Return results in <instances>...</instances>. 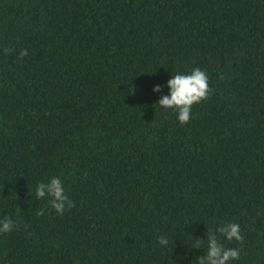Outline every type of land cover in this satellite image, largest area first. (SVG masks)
<instances>
[{"label":"trees","instance_id":"16d2710c","mask_svg":"<svg viewBox=\"0 0 264 264\" xmlns=\"http://www.w3.org/2000/svg\"><path fill=\"white\" fill-rule=\"evenodd\" d=\"M197 67L214 91L181 125L156 103ZM5 218L0 264H201L229 222L230 264H264V0H0Z\"/></svg>","mask_w":264,"mask_h":264},{"label":"clouds","instance_id":"9594fccd","mask_svg":"<svg viewBox=\"0 0 264 264\" xmlns=\"http://www.w3.org/2000/svg\"><path fill=\"white\" fill-rule=\"evenodd\" d=\"M10 49H4L7 54ZM23 58L28 55L27 49H22L19 53ZM169 89L168 95H162L156 104L164 109H172L177 113L181 125L190 121L191 109L194 104H199L210 98L214 91L209 86V77L206 71L199 67L193 69L190 74H175L167 82ZM160 85L153 87V92H161ZM36 200L48 198V204L58 215H62L65 210L75 207V203L65 194L64 185L59 177L51 178L47 183L41 182L35 190ZM43 210L37 212V215H43ZM16 228V224L10 218L0 220V234H7ZM216 233L224 237L227 241L242 243L244 237L241 233L239 223L229 222L215 229L207 231V249L206 254L200 257L201 264H230V261L238 260L241 249L226 248L218 239ZM158 243L163 246L168 245L165 236L158 238ZM199 248V246L195 247ZM174 264V262H173Z\"/></svg>","mask_w":264,"mask_h":264}]
</instances>
